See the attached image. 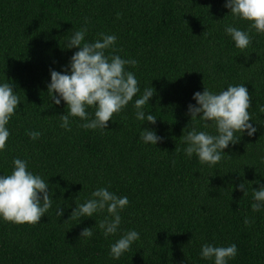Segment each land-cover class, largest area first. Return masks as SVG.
Segmentation results:
<instances>
[{
  "label": "trees",
  "instance_id": "trees-1",
  "mask_svg": "<svg viewBox=\"0 0 264 264\" xmlns=\"http://www.w3.org/2000/svg\"><path fill=\"white\" fill-rule=\"evenodd\" d=\"M225 3L0 0V84H12L20 98L6 125L10 135L0 151V176L12 173L14 159L26 160L52 197L35 226L0 218V264H214L200 255L205 243L235 244L237 255L228 264H264V208L251 209L253 189L264 185V33L250 30ZM227 26L249 33L252 42L243 52L226 34ZM81 29L88 43L101 33L114 35L115 51L105 54L138 62L125 70L140 91L113 114L107 129H85V121L71 116V130L62 128L66 104L55 105L48 93L50 70L68 69L79 49L66 45ZM229 85L248 89L250 123L257 131L241 134L216 165L202 164L195 153L186 156L184 137L193 128L217 133L199 117L192 120L188 105L196 104L195 92L219 94ZM149 87L155 94L144 111L157 117L155 125L137 120L134 107ZM87 112L95 118L94 108ZM145 128L162 140L145 144ZM29 131L39 138L32 140ZM243 182L246 195L237 190ZM99 188L129 200L117 233L108 237L99 227L109 216L106 209L81 220L70 217ZM246 218L252 223L245 225ZM84 228H92L91 238L80 237ZM133 230L139 239L113 259L110 246Z\"/></svg>",
  "mask_w": 264,
  "mask_h": 264
},
{
  "label": "clouds",
  "instance_id": "clouds-1",
  "mask_svg": "<svg viewBox=\"0 0 264 264\" xmlns=\"http://www.w3.org/2000/svg\"><path fill=\"white\" fill-rule=\"evenodd\" d=\"M234 17L249 22V27L257 33H264V0H226L224 5ZM86 29L76 31L68 41L66 48H77L70 58L68 69L65 72L50 70V83L48 93L55 105L61 100L66 104L67 114L60 116L61 127L70 129L69 117H78L85 121L80 127L85 129H107L108 122L112 121L113 114H119L140 91L138 81L133 73L125 70L126 65L136 66L137 61L122 59L119 55L107 56L106 50L113 49L116 42L114 35L101 33L100 39L95 42H84ZM235 42L236 48L242 52L252 42L247 31L239 30L233 26L225 28ZM9 83L0 84V151L6 150V141L10 132L6 125L16 114L20 98ZM152 87L146 88L143 95L135 100L136 119L147 121L155 125L157 117L146 114L144 106L154 95ZM193 100L196 104L188 105V114L192 120L199 117L204 121V127L215 128V135L205 131H196L193 128L184 137L187 147L184 149L189 158L195 153L202 164L216 165L222 159L224 149L230 144L239 141L241 134L252 136L257 129L250 123L251 95L244 85L231 86L219 94H214L204 88L203 92H195ZM94 108V119L89 118L88 108ZM210 122V123H209ZM239 133V137L236 136ZM32 140H37L39 132L27 133ZM145 144L156 145L162 140L155 131L145 128L140 134ZM178 151V149H175ZM13 171L10 175L0 176V218L15 224H28L35 226L52 205L49 184L39 175L28 171L26 160L16 158L13 160ZM250 183H258L252 181ZM237 190L247 194L245 184L237 185ZM92 198L87 202L76 205L70 217L79 219L93 217L95 213L105 209L109 214L99 224L104 230L105 237L115 235L121 224L120 212L129 204L126 196L117 197L106 188H99L92 192ZM251 209L253 212L264 208V185L253 189ZM64 209L59 208L56 215L60 217ZM109 217H111L109 219ZM245 225L252 223L244 220ZM92 228H84L80 237L91 238ZM139 239V233L128 231L110 246V255L119 259L122 254L129 251L133 242ZM200 255L203 259H213L214 264H228L237 255V246H213L205 243L201 247Z\"/></svg>",
  "mask_w": 264,
  "mask_h": 264
}]
</instances>
